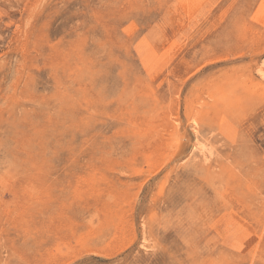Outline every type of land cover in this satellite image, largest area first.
Masks as SVG:
<instances>
[{"label":"rangeland","instance_id":"rangeland-1","mask_svg":"<svg viewBox=\"0 0 264 264\" xmlns=\"http://www.w3.org/2000/svg\"><path fill=\"white\" fill-rule=\"evenodd\" d=\"M0 264H264V0H0Z\"/></svg>","mask_w":264,"mask_h":264}]
</instances>
